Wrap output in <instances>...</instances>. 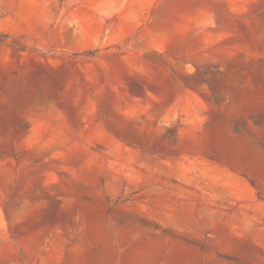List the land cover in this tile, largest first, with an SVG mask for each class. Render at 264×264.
<instances>
[{
	"label": "rangeland",
	"instance_id": "obj_1",
	"mask_svg": "<svg viewBox=\"0 0 264 264\" xmlns=\"http://www.w3.org/2000/svg\"><path fill=\"white\" fill-rule=\"evenodd\" d=\"M0 264H264V0H0Z\"/></svg>",
	"mask_w": 264,
	"mask_h": 264
}]
</instances>
